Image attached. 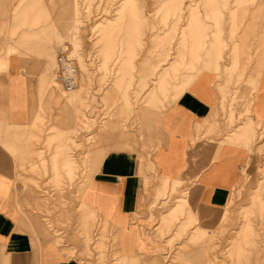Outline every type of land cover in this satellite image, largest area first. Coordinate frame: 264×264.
<instances>
[{
	"label": "rangeland",
	"instance_id": "rangeland-1",
	"mask_svg": "<svg viewBox=\"0 0 264 264\" xmlns=\"http://www.w3.org/2000/svg\"><path fill=\"white\" fill-rule=\"evenodd\" d=\"M61 54L78 69L71 91L59 80ZM6 59L24 62L30 75L39 70V77L49 65L41 99L51 116L18 153L43 156L46 174L19 164L17 180L37 191L35 214L67 257L79 264H264L261 166L254 181L243 170L226 207L205 220L191 203L196 193L184 191L179 180L156 177L151 161L144 164L161 143L160 113L202 72H218L219 61L230 63L220 91L225 96L232 87L231 116L239 101L242 115L248 113V97L264 74V0H0V61ZM242 84L249 91L239 95L235 88ZM252 141L262 145L256 150L261 153L264 126L255 120L225 139L249 152ZM31 142L36 149L28 148ZM112 151L139 159L149 199L145 211L151 223L159 220L155 237L165 242L162 255L121 253L116 227L80 203L96 167ZM59 158L65 181L51 179ZM26 172L41 185L24 179Z\"/></svg>",
	"mask_w": 264,
	"mask_h": 264
},
{
	"label": "crops",
	"instance_id": "crops-1",
	"mask_svg": "<svg viewBox=\"0 0 264 264\" xmlns=\"http://www.w3.org/2000/svg\"><path fill=\"white\" fill-rule=\"evenodd\" d=\"M23 63L18 59L0 61V264H79L52 241L49 228L35 214V206L40 205L37 191L29 184L23 188L17 180L21 177L17 172L19 164L35 169L37 175L46 174L43 156L18 153L34 132L39 137L38 132L45 130L46 117L51 116L41 99L47 90L44 75L49 72L48 62L40 77L39 70H29L32 75L28 74ZM218 63V72H202L174 104L160 113L156 136L161 143L151 158L144 160L145 165L153 163L156 177L179 180L184 191L196 193L191 203L205 220L226 207L233 191L243 182V170L253 174V181L257 166L264 171V150L256 152L262 146L258 142H251V152L242 143L225 142L228 135L249 121H259L264 126V74L248 97V113L242 115L239 101L231 116L232 87L226 88L225 96L220 91L226 80L223 69L230 63ZM236 89L239 95L249 91L243 84ZM56 103L64 109V104ZM35 145L31 142L27 146L34 150ZM138 160L133 152H109L81 193L80 203L116 227L121 253L162 255L165 242L155 237L159 220L151 223L145 211L149 199ZM53 163L59 169L51 179L65 181V176L59 175L62 159ZM23 178L37 182L38 176L26 172Z\"/></svg>",
	"mask_w": 264,
	"mask_h": 264
},
{
	"label": "built area",
	"instance_id": "built-area-1",
	"mask_svg": "<svg viewBox=\"0 0 264 264\" xmlns=\"http://www.w3.org/2000/svg\"><path fill=\"white\" fill-rule=\"evenodd\" d=\"M59 80L66 91L73 90L77 85L78 69L73 60L67 58L64 54L58 57Z\"/></svg>",
	"mask_w": 264,
	"mask_h": 264
}]
</instances>
